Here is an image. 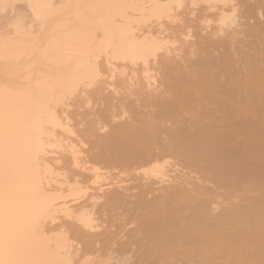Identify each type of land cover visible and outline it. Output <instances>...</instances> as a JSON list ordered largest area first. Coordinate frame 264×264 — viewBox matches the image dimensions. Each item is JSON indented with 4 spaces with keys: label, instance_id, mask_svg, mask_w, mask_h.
<instances>
[{
    "label": "bare ground",
    "instance_id": "obj_1",
    "mask_svg": "<svg viewBox=\"0 0 264 264\" xmlns=\"http://www.w3.org/2000/svg\"><path fill=\"white\" fill-rule=\"evenodd\" d=\"M256 116L264 0H0V264H264Z\"/></svg>",
    "mask_w": 264,
    "mask_h": 264
},
{
    "label": "rangeland",
    "instance_id": "obj_2",
    "mask_svg": "<svg viewBox=\"0 0 264 264\" xmlns=\"http://www.w3.org/2000/svg\"><path fill=\"white\" fill-rule=\"evenodd\" d=\"M12 12H13V11H12ZM9 14H10V13H9ZM11 14H12V13H11ZM4 15H5V14H4ZM13 15H14V13L11 15V17H12ZM9 16H10V15H9ZM9 16H8V17H9ZM3 22H4V20H3ZM211 24H212V26H213V23H211ZM259 117H260V116H256V117H254V118H255L254 120L251 118L250 121H251V122H255V121H257V120L262 119L261 117H260V118H259ZM256 118H257V119H256ZM242 121H243V120L237 119L236 122H235V124L237 125V129H238V130H240V127H239V126H242V125H240V124H243V123H244V121H243V122H242ZM261 121H262V120L257 121V122H259V124H256V123H255L256 125H258V127L256 126L255 129H254L253 127H251V128H253V130L255 131L256 128H259L260 125L264 124V123H262ZM239 122H241V123H239ZM251 122H250V126H252V125L254 124V123H251ZM260 122H261V123H260ZM263 122H264V121H263ZM255 124H254V125H255ZM254 125H253V126H254ZM260 128H261V127H260ZM261 129H262V128H261ZM263 129H264V128H263ZM251 130H252V129H251ZM254 131L251 132V137H249V138H250V141H252V142H250V144L252 145V147L255 146L256 143L254 144V142H256V139L258 140L259 136L262 137L261 140L264 139V136H263L264 134H262V133L264 132V130H263L262 133H260V132H256V133H258V134H262V135H259V136H258ZM258 131H259V129H258ZM261 131H262V130H261ZM253 133H255L254 135H257L258 137H257V138H254L255 136L253 135ZM252 135H253L254 137H253ZM236 136H237L238 138L236 137L235 140H237V144H239L238 146H236V150H237V152H240L241 150H242V152L245 151V150H246V145L243 144V143H244V142H243V139H244V138H242V137H244V136H242L241 134H238V135H236ZM249 136H250V135H249ZM254 139H255V140H254ZM259 141H260V140H259ZM259 141H257V143H259V145H257V146L260 147V146H262V145H260V142H261V141H260V142H259ZM263 142H264V140L262 141L261 144H263ZM251 145H250V148H251ZM243 147H245V148H243ZM241 148H242V149H241ZM263 148H264V147H263ZM239 149H240V150H239ZM253 149H254V148H253ZM253 149H252V150H253ZM258 149H260V148H258ZM261 149H262V148H261ZM250 150H251V149H250ZM252 150H251L252 153H254L255 151H257L258 153L264 152V149L259 150L260 152H259L258 150H256V149H255L254 152H253ZM52 151H54V152L57 153L58 155L60 154V148H57V149L52 148ZM257 152H255V153H257ZM258 153H257V157H259V159L264 160V159H263V158H264V155L260 154V155H262V156H259ZM255 158H256V157H254L253 159L255 160ZM253 159H252V160H253ZM257 159H258V158H257ZM252 160H251L250 164L248 163L247 166H246V165L242 166L244 169L241 168L240 170L243 169L242 171H244V173H246V172H248V170L251 168L250 170H251L252 174H253V172H254V175H256V174H257V175H258V174H259V175H263V176H259V175H258V176H255V177H258V178H260L261 180H264V166H263V165H264V162L261 161V162H262V163H261L262 165H261L259 162H254V161H252ZM257 161H260V160H257ZM253 162H254V163H253ZM252 166H253V167H252ZM256 166H257V167H256ZM247 167H249V169H248ZM260 168H262V169H260ZM252 169H254V170H252ZM255 169H256V170H255ZM257 169H258V170H257ZM250 170H249V171H250ZM170 171H171V170H169V172H170ZM256 172H258V173H256ZM170 173L173 174L172 171H171ZM254 175H253V176H254ZM255 177H254V178H255ZM258 178H255V180H256V179L259 180ZM56 187H58V186L56 185ZM62 188H63V190H65L64 186H63ZM239 189H240V190L242 189V191H240ZM244 189H245V186H241V187L238 188V192H237V189H236V190L234 191V194H233L234 197H235L236 199L243 198V199H242L243 202H242L241 199H239V202H240V203H244V202H246V200L248 199V197H246L247 195L244 194V192H245ZM255 189H256L255 191H254L253 189H252V191H251V195L249 196L250 200H252L253 198H251V197H254L255 195H256V196L254 197L255 200H263V198H262V199H259V197L264 196V195H261V194L264 193V187L255 188ZM260 189H263V190H260ZM245 190H246V189H245ZM243 191H244V192H243ZM257 191H258V192H257ZM259 191H261V192H263V193H261V192H259ZM252 192H255V193H252ZM226 193H227V192H226ZM228 193H231V194H232V192H229V190H228ZM228 193H227V195H228ZM222 194L225 195L224 192H222ZM228 196H229V195H228ZM236 196H238V197H236ZM225 197H227V196H223V197H221L222 199L219 198L220 200L218 199V203H220L221 200H222L223 202L226 201V199H227L228 197H227V198H225ZM71 199H72V198H66L65 200H63V199H62V200H58L57 203L59 204V203H62L63 201H66V202L69 201V202H68V205H72V204H73V203H72V202H73V201H72L73 199H72V200H71ZM253 200H254V199H253Z\"/></svg>",
    "mask_w": 264,
    "mask_h": 264
}]
</instances>
